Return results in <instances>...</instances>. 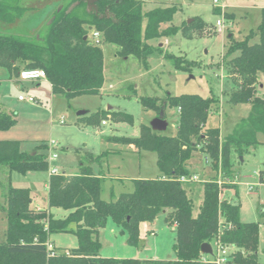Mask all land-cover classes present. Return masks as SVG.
I'll use <instances>...</instances> for the list:
<instances>
[{"label":"trees","instance_id":"obj_1","mask_svg":"<svg viewBox=\"0 0 264 264\" xmlns=\"http://www.w3.org/2000/svg\"><path fill=\"white\" fill-rule=\"evenodd\" d=\"M21 1L0 0V22L13 24L20 20L28 10ZM87 2L63 0L43 31L34 36L0 33V67L15 78L21 70H43L52 94L61 95L67 101L85 95L98 96L104 83V56L101 47L89 44L90 27L101 33L104 44L116 47L118 57H133L144 69L148 67L149 58L160 56L170 60L178 71L194 67L193 62L164 54L162 49L147 42L177 34L190 38L192 28L204 31L200 19L183 29L171 25L178 12L174 6L143 12L141 0H97L93 7ZM83 5L88 8L85 17L75 12ZM166 23L170 25L161 30V24ZM227 40L223 60L231 86L222 94L231 105H251L247 118L236 124L231 134L221 137L218 128L206 126L209 115L220 109V101L214 95L207 98L198 95H167L164 99L138 97L143 109H151L157 115L166 107L177 109L175 136L161 135L142 124L136 138L109 137L108 140L154 153L159 177L133 180L132 192L105 201L101 198L103 178L94 175L90 168L80 166L74 176L49 175L48 208L70 211L64 219L54 218L49 209L33 210L30 191L9 185L5 190V206L0 207L7 221L5 240L0 243V264H216L215 253H201V245L212 242L233 248L229 260L234 264H258L259 223L240 221L239 203L221 196L227 188L233 189L236 195L235 185H219L218 180L232 178L233 154H248L261 144L258 136H264V100L255 96L258 74L264 77V8L255 32L249 31L240 41L234 40L232 35ZM106 120L133 123L131 115L114 111L96 114L89 123L101 124ZM15 124V115L0 109V131ZM47 151L45 143L37 144L31 153H26L21 150L19 141L0 140V168L22 175L46 172ZM198 151L209 158L213 177L202 183V202L194 217V203L189 196L190 183L194 182H186L189 186L186 190L179 179L191 178L188 166ZM104 154L83 153L80 162L99 164ZM258 181L264 183V169L258 172ZM162 213L164 221L175 228V260L99 256L98 231L108 218L126 233L128 245L137 247L140 223H152ZM260 215L264 216V208ZM64 232L76 236L77 247L55 249L57 253L49 256L46 248L49 236Z\"/></svg>","mask_w":264,"mask_h":264},{"label":"rangeland","instance_id":"obj_2","mask_svg":"<svg viewBox=\"0 0 264 264\" xmlns=\"http://www.w3.org/2000/svg\"><path fill=\"white\" fill-rule=\"evenodd\" d=\"M142 11L147 12L158 7L174 6L178 12L174 15L172 26L185 28L196 19L204 24V31L192 28V36L183 38L180 34L172 37H161L150 41V45L162 49L164 54L181 57L193 62L194 67L188 71L174 69L170 60L162 56L158 60L147 61L144 69L133 57L123 59L116 56V47L102 44L104 85L102 95H85L67 101L61 95L48 94L45 85L39 87L22 85L14 80L7 69L0 67V109L15 115L16 124L6 131H0V140H15L21 143V150L31 153L39 143L55 142L47 151V155L56 154L54 160L48 159V171L33 172L25 175L0 168V207L5 206V190L10 185L15 188L30 191V207L48 210L46 183L49 169L59 167V172L75 174L77 161L87 151L100 153L126 150V147L116 143L106 145L109 137H137L139 126L149 125L158 115L151 109H143L138 97H153L164 99L167 95H198L207 98L210 95L218 97L220 109L212 112L207 120L208 128H218L222 137L232 133L236 124L247 118L250 113L249 103L231 105L222 92L228 91L231 80L226 73L223 54L228 44L227 37L233 36L236 41L242 40L249 31H256L261 21V9L264 0H141ZM60 0H22L21 5L29 8L20 20L11 25L0 23V33L18 36H33L41 31L55 10H58ZM89 4V2H87ZM61 5V4H60ZM224 15H222L221 9ZM215 10L219 11L216 13ZM80 16L88 14V8L83 5L75 11ZM230 15V18H226ZM87 16V15H86ZM187 23V20H190ZM217 20H223V27H216ZM146 20L142 22V29ZM170 25V24H169ZM168 25V26H169ZM164 28V27H161ZM162 30V29H161ZM206 30V31H205ZM88 30V35L90 36ZM256 41V39L254 40ZM161 44V46H159ZM116 56V57H115ZM161 59V61H160ZM255 86V96L264 100V77L258 74ZM109 85H112L111 89ZM18 97L24 100L19 101ZM33 99L35 103L28 101ZM112 108L114 112L131 115L133 123H114L106 120L104 126L100 123L90 124V119L96 114H102L104 109ZM85 112L78 116L79 112ZM164 119L167 127L158 132L164 136H175L178 112L174 107L164 109ZM62 121L63 123H59ZM261 143L248 154L232 155V178L237 194L223 190L230 202L240 205V221L259 223L258 264H264V183H259L258 172L264 169V136L259 135ZM53 147V148H52ZM47 156V158H48ZM124 160V161H123ZM102 161L99 163L101 165ZM192 171L197 180L193 185L195 193L189 195L193 200V216L199 212L202 202V183L208 181L210 171L209 158L202 152H196L190 160ZM94 170L99 173V167ZM101 172L107 176L103 181L101 197L105 200L115 199L121 193H130L133 185L129 181L121 183L118 179L131 174L140 175L145 179H155L159 176L156 167V155L141 151L138 155L131 153H110L103 161ZM186 190L187 183L183 184ZM251 188V190H250ZM226 199V200H227ZM50 213L56 219L68 216V210L50 208ZM7 221L5 213L0 209V243L5 240ZM70 228L73 229V226ZM97 239L100 243L99 255L121 259L175 260L173 250L175 228L164 221L159 214L152 223L142 222L139 225V245L133 247L127 243V235L122 232L110 218L103 228L99 229ZM49 243L57 251L70 250L77 247L76 236L71 232L53 233ZM220 264H234L228 257Z\"/></svg>","mask_w":264,"mask_h":264},{"label":"crops","instance_id":"obj_3","mask_svg":"<svg viewBox=\"0 0 264 264\" xmlns=\"http://www.w3.org/2000/svg\"><path fill=\"white\" fill-rule=\"evenodd\" d=\"M171 24H172V22H171ZM168 25L169 24H161V26H160V28L161 27H164V28H161L162 30H164L165 28H167L168 27ZM150 43V41H148L147 42V44H149ZM150 45V44H149ZM159 46H161V44L159 45ZM117 56V55H116ZM115 56V57H116ZM128 59V58H127ZM153 59H156V58H149L147 61L149 62H151ZM159 58H157L156 60H158ZM160 61H161V59H160ZM103 71H104V68H103ZM103 77H104V73H103ZM105 79V78H104ZM14 80H15V82H17V83H19V84H22V85H28L29 83V85L30 86H34V87H39L40 88V86L42 85V84H44L45 85V88H46V90L48 89V94L52 97V92H51V86H50V84L46 81V79H42V80H38V81H26V82H23V81H19L18 80V78H15L14 77ZM28 85V86H29ZM103 85H104V83H103ZM103 85H102V87H101V89H100V95H102V88H103ZM111 87H112V85H109V88L111 89ZM104 111L105 112H109V111H114V110H112V108H110V107H108L107 109H104ZM178 112V111H177ZM59 123H61V121H59ZM63 123V122H62ZM101 125L102 126H104V125H106V124H102L101 123ZM220 136L222 137V135L220 134ZM137 137H138V135H137ZM132 138H136V137H132ZM109 140H108V138L107 139H105V143H106V145H109ZM111 143V142H110ZM36 146V145H35ZM87 147V144H85L84 145V148L83 149H81V150H83V152L84 153H89V154H92L93 156H98V155H101V154H104V153H107V154H104L103 155V158L101 159V161H102V163H103V161L108 157V155L110 154V153H117V154H120V153H126V154H128V153H131V154H133V155H138L141 151L135 146V145H128V146H126V145H123V146H125L126 147V150H114V151H108L109 149H107V150H105V151H103V152H100V153H94V152H92V151H87V149H86V147ZM196 153V152H195ZM194 153V154H195ZM193 154V155H194ZM80 159L77 161V172L75 173V174H67V173H65V172H61V174H64V175H67V176H74V175H77L78 174V171H79V167L80 166H83V167H87V168H90L91 169V171H92V173L94 174V175H96V176H100V177H102L103 178V181L104 180H106L107 179V176H105L102 172H101V168H102V163H101V165H99V164H97V163H89V162H87V161H82V162H80L81 161V155H80V157H79ZM124 161V160H123ZM95 166H97V167H99V169H100V171H99V173H96L95 172V170H94V167ZM55 168H57L58 169V171H59V167L58 166H55ZM188 169H189V171H190V173H191V176H196V173L194 172V171H192L191 169H192V165L189 163V166H188ZM210 171H211V169H210ZM157 177H159V176H157ZM156 177V178H157ZM211 177H213V173H212V171H211V175H209V179L211 178ZM48 178H49V176H48ZM136 179H145V178H142V177H140V175H134V174H131V175H129V176H124L123 178H119L118 180L121 182V183H123L124 181H129V182H131L132 183V181L133 180H136ZM208 179V180H209ZM47 182H48V180H47ZM194 182V181H193ZM194 183H196V182H194ZM194 183H190L191 185H193ZM225 184H228V185H234L235 183H234V181L233 182H231L230 180L227 182V183H225ZM133 185V184H132ZM46 189H47V183H46ZM201 189H202V186H201ZM102 190H103V182H102ZM226 190V192H228V191H232L233 189H231V188H227V189H225ZM193 191V192H192ZM102 192V191H101ZM190 192H191V195L192 194H194L195 193V190H194V187H192V189H190ZM202 192V191H201ZM122 194V193H121ZM233 194L235 195V192H233ZM223 198H225V199H227V196H226V193H224L223 194ZM102 198V197H101ZM103 199V198H102ZM116 199V198H115ZM115 199H109V200H105V199H103V200H105V201H110V200H115ZM229 199V198H228ZM227 199V200H228ZM229 201V200H228ZM33 210H36V211H41V210H39V208L38 207H34V209ZM165 213V212H164ZM164 213H162L163 214V216H164ZM262 216V215H261ZM241 222H244V221H241ZM259 229H260V227H259ZM260 231V230H259ZM52 245V244H51ZM209 245H210V248H211V251H212V253H215L216 252V245H215V242H212V243H209ZM53 246V245H52ZM53 248H54V246H53ZM55 249V248H54ZM230 254L232 253V252H234V249L233 248H229V251H228ZM100 256V255H99ZM100 257H102V258H108V257H103V256H100ZM113 258H116V259H121L120 257H113ZM138 260H149V258H147V257H145V258H142V259H139L138 258ZM152 260H155V259H152Z\"/></svg>","mask_w":264,"mask_h":264},{"label":"built area","instance_id":"obj_4","mask_svg":"<svg viewBox=\"0 0 264 264\" xmlns=\"http://www.w3.org/2000/svg\"><path fill=\"white\" fill-rule=\"evenodd\" d=\"M213 3L217 4V0H214ZM220 9L222 11V15H224L223 9L222 8H220ZM215 25L218 28H222L223 27V20H221V21L217 20ZM89 31L91 32L90 36L87 35V39L89 41V44L92 46L101 47V45L103 44L101 33L97 32L93 29H91ZM17 78L19 81L26 82V81H38V80L46 79V76H45V73L43 70H21L18 73ZM18 100L23 101L24 99L22 97H18ZM28 101L35 103V101L33 99H28ZM61 123H62V121H61ZM102 124L104 125L105 122H102ZM55 144H56L55 142H51L50 144H48L49 152L51 151L50 147L54 146ZM55 158H56V154H51L48 156L47 161H48V159L54 160ZM53 174L56 175V174H61V173L58 171L57 168L52 167L49 169V175H53ZM196 180H197L196 176H191V178L181 177L179 179V181L181 183H186L189 181H196ZM228 181L229 180L226 179L223 182H221V180L219 179L218 184L221 185L223 183H227ZM250 190H251V188H250ZM215 245H216L215 262H216V264H220V263L224 262V260L228 257V255H230V253L228 251H229V248H231V247L222 246L217 242H215ZM46 248H47L49 256H54L57 253V251L53 248V246L49 242L46 243Z\"/></svg>","mask_w":264,"mask_h":264},{"label":"water","instance_id":"obj_5","mask_svg":"<svg viewBox=\"0 0 264 264\" xmlns=\"http://www.w3.org/2000/svg\"><path fill=\"white\" fill-rule=\"evenodd\" d=\"M97 0H89V4L91 5V7H93L94 2H96ZM190 20H187V23H190ZM89 30H91L92 28H88ZM85 112H79L78 116H82L84 115ZM150 128L154 131V132H162L166 129L167 127V122L164 119V111H161L158 116L156 118H154L150 124H149ZM211 248L210 245L208 243H204L201 245V253L203 254H211Z\"/></svg>","mask_w":264,"mask_h":264},{"label":"flooded vegetation","instance_id":"obj_6","mask_svg":"<svg viewBox=\"0 0 264 264\" xmlns=\"http://www.w3.org/2000/svg\"><path fill=\"white\" fill-rule=\"evenodd\" d=\"M60 1H61V3H58L59 8H60V6H61L60 4H62V1H63V0H60ZM88 1H89V0H88ZM27 8H28V7H27ZM59 8H58V10H59ZM28 9H29V8H28ZM58 10H55L54 12H56V11H58ZM26 12H27V11H26ZM26 12H25V13H26ZM53 14H54V13H53ZM53 14H52V16H53ZM52 16L50 17V19H49V21L47 22V24L50 22ZM0 23H2V22H0ZM3 24H5V23H3ZM6 25H11V24H6ZM33 36H34V35H33Z\"/></svg>","mask_w":264,"mask_h":264}]
</instances>
